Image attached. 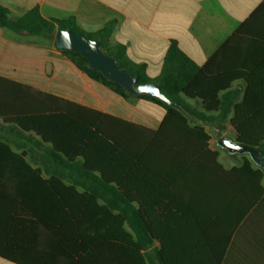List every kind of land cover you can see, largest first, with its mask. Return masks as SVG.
Wrapping results in <instances>:
<instances>
[{
  "label": "trees",
  "instance_id": "trees-1",
  "mask_svg": "<svg viewBox=\"0 0 264 264\" xmlns=\"http://www.w3.org/2000/svg\"><path fill=\"white\" fill-rule=\"evenodd\" d=\"M0 27L50 40L57 30L71 29L99 40L138 84H158L183 107V97L200 100L205 112L191 116L204 123H230L235 141L259 154L264 165V109H258L264 105L238 102L237 93L229 91L225 67L213 68L219 55L200 68L173 42L161 74L151 79L143 65L128 59L124 46L112 44L115 21L89 33L74 17L45 19L34 8L12 19L0 5ZM62 53L90 78L133 96L90 68L80 54ZM221 92L225 94L218 98ZM138 97L166 109L157 132L72 103L63 114L0 115L7 125V135L0 134V258L14 264H221L225 244L220 226L227 217L242 219L264 197V166L244 159L241 167L224 169L218 153L209 150L203 128H190L176 107ZM215 111L219 114H206ZM172 127L176 129H168ZM173 135L203 141L195 149L207 156H200L203 163H211L215 187L199 205L188 194L161 192L156 181L142 180L145 174L167 176L168 170L183 169L178 163H189L169 156L178 149L165 143ZM32 156L41 161H30ZM142 181L153 191H143ZM163 181L172 186V180ZM227 197L234 198L227 202ZM197 211L199 217L192 216ZM214 224H219L215 236ZM208 249L214 254L208 256Z\"/></svg>",
  "mask_w": 264,
  "mask_h": 264
},
{
  "label": "crops",
  "instance_id": "crops-1",
  "mask_svg": "<svg viewBox=\"0 0 264 264\" xmlns=\"http://www.w3.org/2000/svg\"><path fill=\"white\" fill-rule=\"evenodd\" d=\"M0 5L9 11L12 19L34 8H38L45 19L74 17L89 33L115 21L110 37L112 44L124 46L128 59L143 65L151 79L161 74L173 42L200 68L219 55L213 68L225 67L226 80L231 82L229 91L237 93L238 102L250 99L264 105V0H0ZM224 94L221 92L218 98ZM70 103L151 132L158 131L167 113L152 100L124 97L90 78L69 56L55 48L54 39L0 27V115L38 111L63 114ZM183 104L184 107L179 105L178 109L189 119V127L203 128L210 137L209 150L218 153L217 161L224 169L241 167L244 159L252 161L248 155L225 156L226 150L218 145L227 130L232 131L234 137H226L235 141L236 131L230 123H204L192 117V113L205 112L198 99L183 97ZM206 114L218 115L219 111ZM6 132L7 125L0 119V134L7 135ZM165 143L178 148L169 155L172 161L184 158L189 163H178L182 165L178 168L183 169L168 170L167 176L145 174L142 180L156 181L161 192L175 190L176 194H188L195 206L199 205L202 196L215 187L211 163L204 164L200 156L204 155L206 160L207 156L199 155L195 149L203 141L173 135L168 136ZM30 161L38 162L41 158L32 156ZM163 180H172V186ZM143 182V191H153ZM232 198L227 197L225 201L230 202ZM192 216L199 217V211ZM218 225H211L213 236ZM220 227V241L225 244L221 264H264V197L245 217L239 220L227 217ZM177 238L182 239L180 234ZM212 250L206 251L208 256L214 254ZM0 264L14 263L0 258Z\"/></svg>",
  "mask_w": 264,
  "mask_h": 264
},
{
  "label": "water",
  "instance_id": "water-1",
  "mask_svg": "<svg viewBox=\"0 0 264 264\" xmlns=\"http://www.w3.org/2000/svg\"><path fill=\"white\" fill-rule=\"evenodd\" d=\"M54 46L60 51H69L83 56L90 68L100 72L106 79L121 85L133 96H150L167 106L180 108V106L169 100L156 83L138 84L136 78L126 68L121 67L120 62L106 54L101 48L99 40H93L68 30H57L54 36ZM218 145L228 151L231 155H248L253 162L264 166L261 163L260 155L251 149L242 146L227 137L222 136Z\"/></svg>",
  "mask_w": 264,
  "mask_h": 264
},
{
  "label": "rangeland",
  "instance_id": "rangeland-1",
  "mask_svg": "<svg viewBox=\"0 0 264 264\" xmlns=\"http://www.w3.org/2000/svg\"><path fill=\"white\" fill-rule=\"evenodd\" d=\"M226 136H231V137H234V133L232 132V131H226L225 132V137ZM227 153H225L226 155L225 156H229V153H228V151H226Z\"/></svg>",
  "mask_w": 264,
  "mask_h": 264
}]
</instances>
